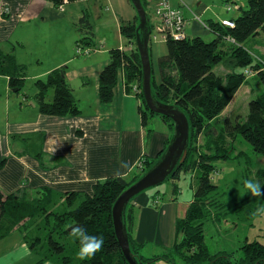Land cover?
Segmentation results:
<instances>
[{
	"label": "crops",
	"instance_id": "1",
	"mask_svg": "<svg viewBox=\"0 0 264 264\" xmlns=\"http://www.w3.org/2000/svg\"><path fill=\"white\" fill-rule=\"evenodd\" d=\"M146 1L152 6L154 0ZM172 2L184 8L186 32L191 38L205 40L210 36L211 31L205 26L211 20L221 22L237 17L230 15L232 10L228 9L227 16L203 20L209 7L202 9L203 1ZM107 10L112 16L105 17ZM85 11L95 26L96 47L80 54L78 23ZM109 18L117 38L106 32L107 26L99 24ZM137 18L131 0H76L60 8L48 0H0V49L13 53L20 64L27 66L26 83L18 93L10 89L8 76H0V190L4 194L25 192L33 199L47 196L51 210L64 211L68 209L69 194L93 195L96 184L115 177L133 182L141 161L146 166L161 158L173 131L160 116H149L147 125L143 124L138 86L128 91L121 74L113 100L104 103L100 99V76L110 62V51L119 48L130 52L135 47L122 35V24ZM152 40L153 81L159 85V59L168 53V47L161 38ZM61 68L65 69L77 100V116L43 114L36 100V81L45 80ZM28 83L35 89L29 95L24 91ZM156 118L163 125L155 127L153 121H159ZM161 191L148 189L128 207L132 211L133 246L148 258L174 246L177 221L190 205V200L177 197L181 192L165 195ZM47 235L46 228L32 225L14 229L0 239V264H64V255L54 254L46 244ZM38 238L41 244L33 248L32 243ZM61 241L71 245L74 236L64 235ZM21 245H27L28 254ZM72 246L68 245L66 252H72ZM146 251L149 255H145ZM75 254L73 264H80L83 258L79 251Z\"/></svg>",
	"mask_w": 264,
	"mask_h": 264
},
{
	"label": "trees",
	"instance_id": "2",
	"mask_svg": "<svg viewBox=\"0 0 264 264\" xmlns=\"http://www.w3.org/2000/svg\"><path fill=\"white\" fill-rule=\"evenodd\" d=\"M48 1L60 8L66 2L76 0ZM142 2L148 11L150 4L146 0ZM138 19L122 24V35L131 40L135 47L130 52L119 48L110 51V62L100 76V99L104 103L113 100L114 90L122 74L128 91L135 85L138 86L144 125H147L149 116H160L164 121H171L173 124L172 119L152 113L146 106L140 85L143 75L142 63L136 43ZM232 20L235 22L234 28L211 20L207 26L216 38L210 42L201 37L184 40L168 37L166 40L168 53L159 59L161 82L157 85L152 77L153 90L159 101L176 105L183 110L190 122L187 158L167 180L173 181V191L177 194L180 190L178 183L184 177L196 170L200 171V175L189 208L185 216L177 221L178 238L172 248L161 255L148 258L140 255L134 248L130 236L131 248L139 264H264V244L259 241L246 238L239 251L231 252L213 251L206 243V227L214 218L213 208L222 206L214 195L218 188L213 182L218 169L216 164L241 158L231 155L234 144L231 142L228 147L227 141L230 138L237 140L241 136L255 153L264 156V93L251 100L249 113L244 119L237 118L232 121L228 117H221L247 81L248 75H258L264 85V61L257 59L252 52L244 48L248 39L264 34V0H249L248 9ZM150 28L152 34L154 25L151 19ZM78 29L81 37L77 49H94L96 31L87 11L80 19ZM228 36L233 37L236 42L227 41ZM152 42L151 35L150 47ZM225 61L231 65L230 71L225 75L216 73L214 68ZM26 73L27 66L20 64L13 53L0 49V76L9 77L12 91L18 93L24 88ZM35 87V97L43 114L60 117L79 115L80 109L67 82L64 68L54 70L45 80L36 81ZM51 92L52 97H49ZM217 133L219 134L215 135ZM202 136L206 141L204 146L200 142ZM154 164H145L143 171L137 173L133 182L115 177L96 184L93 195L69 194L68 209L64 211L51 210L47 196L33 199L25 192L7 195L0 190V239L20 224L39 215L42 216L37 218L43 224L41 228L48 230L46 244L54 254L64 255V264H73V260L77 258L73 254L76 255L80 249V242L76 237L71 245L61 241L64 235H72L75 226H81L89 234L104 240L101 250L92 256L84 257L80 264H129L123 256L115 233L113 206L124 190ZM258 178L264 185V168L258 171ZM76 201H80L77 206L74 205ZM215 218L220 219L218 215ZM126 223L130 235L132 211L129 208L126 212ZM40 241V238L35 239L32 247H36ZM68 245H73L70 248L72 252H66Z\"/></svg>",
	"mask_w": 264,
	"mask_h": 264
},
{
	"label": "rangeland",
	"instance_id": "3",
	"mask_svg": "<svg viewBox=\"0 0 264 264\" xmlns=\"http://www.w3.org/2000/svg\"><path fill=\"white\" fill-rule=\"evenodd\" d=\"M201 1L204 2L202 9L205 6H209L206 14L203 15V20H215L217 16H227L228 5L232 6V12H230V15L234 16L239 15L240 12L243 13V11L248 9L249 0ZM148 11L151 23L156 22L154 8L150 6ZM106 14L112 16L110 10H107L104 13L105 17H107ZM99 24L107 26L106 32L112 33L114 37L117 38V30L112 27L113 22L110 18L105 21L103 20ZM101 33H103V30ZM209 34L210 36L205 39L207 42L216 38L215 34L211 32H209ZM244 48L245 50L252 52L257 59H262V61H264V34L261 33L248 39L244 43ZM225 49H228V47H225ZM228 63V61L222 62L215 67L214 71L222 75L227 74L231 69V65ZM24 91L28 92L29 95L33 93L35 89H32L31 84L28 83ZM263 93L264 85L262 81H260L258 75H248L247 81L235 95L232 104L228 107L223 118L228 117L232 121L237 120V118L244 119L249 113L251 100ZM143 108L146 109L145 106ZM156 119L159 121L157 124L153 121L155 127L163 125L159 118ZM165 122L169 124L171 130L174 131V126L171 121ZM218 134L219 133L215 135ZM200 142L203 146L205 145L206 141L203 136L201 137ZM231 142L234 144L231 155L234 157L239 156L241 158L219 162L217 172L213 178L214 184L218 186L214 195L217 197V201H220V204L223 206L213 208L212 214H214V218L209 221L206 227V243L213 251H239L241 244L246 238L264 244V212L258 211L259 209L264 208V198L253 197L251 193H246L244 184L247 179L260 182L258 171L261 168H264V156L255 153L252 147L241 136H239L237 140L230 138L227 141L228 147ZM199 175L200 171L196 170L184 177L178 183L180 188L179 192L181 193H179L177 197L180 199L191 200L198 187ZM151 189L162 190L161 194L172 195V180H166L160 186ZM216 215L220 217L219 220H216ZM37 218H42V216L37 215L30 220H27L25 223L20 224L15 229L21 227L28 228L30 225H32V227L41 228L43 224L42 222L40 223ZM144 253L145 255H149L147 251ZM156 253H159V251Z\"/></svg>",
	"mask_w": 264,
	"mask_h": 264
},
{
	"label": "water",
	"instance_id": "4",
	"mask_svg": "<svg viewBox=\"0 0 264 264\" xmlns=\"http://www.w3.org/2000/svg\"><path fill=\"white\" fill-rule=\"evenodd\" d=\"M131 2L139 18L136 43L142 63L143 75L140 85L146 106L150 112L172 119L174 124L173 138L161 158L143 176L125 189L113 206L114 228L123 256L129 264H139L131 248L126 223L128 206L144 191L163 184L185 162L190 142V122L185 112L178 106L164 104L156 97L152 85L150 16L142 0H131Z\"/></svg>",
	"mask_w": 264,
	"mask_h": 264
},
{
	"label": "built area",
	"instance_id": "5",
	"mask_svg": "<svg viewBox=\"0 0 264 264\" xmlns=\"http://www.w3.org/2000/svg\"><path fill=\"white\" fill-rule=\"evenodd\" d=\"M152 7L154 8V15L156 17V22H152L154 25V30L151 34L152 39L156 40L161 38L166 41L168 37L176 40L191 38L186 32L187 18L183 7L174 6L172 0H154ZM228 9L232 10V6L228 5ZM196 19L200 20V17L196 16ZM221 24L230 28L235 27V22L232 19H223L221 20ZM205 27L209 30L208 26ZM226 40L232 43L236 42L231 36H228ZM77 51L80 54L89 52V50H83L81 48H78ZM138 169L139 172L143 171V161L139 164Z\"/></svg>",
	"mask_w": 264,
	"mask_h": 264
},
{
	"label": "clouds",
	"instance_id": "6",
	"mask_svg": "<svg viewBox=\"0 0 264 264\" xmlns=\"http://www.w3.org/2000/svg\"><path fill=\"white\" fill-rule=\"evenodd\" d=\"M125 167H127V165H125ZM244 184L246 193H251L253 197L264 198V185L259 181L247 179ZM258 211L264 212V208H261ZM72 235L79 239V255L82 258L94 255L97 251L101 250L104 245L102 237L89 234L87 230L81 226H75L72 229ZM21 248L25 254H28L30 251L27 245H21Z\"/></svg>",
	"mask_w": 264,
	"mask_h": 264
}]
</instances>
